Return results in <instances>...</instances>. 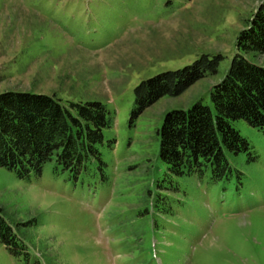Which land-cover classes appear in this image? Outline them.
Masks as SVG:
<instances>
[{
	"label": "rangeland",
	"instance_id": "1",
	"mask_svg": "<svg viewBox=\"0 0 264 264\" xmlns=\"http://www.w3.org/2000/svg\"><path fill=\"white\" fill-rule=\"evenodd\" d=\"M263 2L0 0V94L101 102L115 115L103 176L96 165L79 179L55 162L29 180L0 168V209L30 253L0 245V264H264V130L232 123L252 151L228 154L234 173L215 185L209 174L171 177L159 157L166 114L210 104ZM205 54L225 57L217 75L132 122L142 81Z\"/></svg>",
	"mask_w": 264,
	"mask_h": 264
},
{
	"label": "trees",
	"instance_id": "2",
	"mask_svg": "<svg viewBox=\"0 0 264 264\" xmlns=\"http://www.w3.org/2000/svg\"><path fill=\"white\" fill-rule=\"evenodd\" d=\"M237 52L223 79L210 91L211 102L199 101L187 110L168 112L159 130V157L172 177L209 174L210 183L230 179L234 173L228 154L251 153L247 139L233 122L244 120L264 130V2L237 38ZM252 57V58H250ZM225 57L205 54L192 65L161 73L135 88L134 122L164 97H178L198 81L217 75ZM115 115L101 102L70 103L47 95L23 92L0 94V168L21 180L42 175L47 164L74 179L96 165L105 174V131ZM115 140L109 142L112 149ZM241 179L242 173L238 172ZM0 245L14 258L29 259L24 238L0 209Z\"/></svg>",
	"mask_w": 264,
	"mask_h": 264
}]
</instances>
